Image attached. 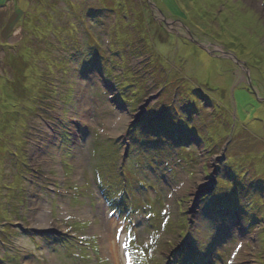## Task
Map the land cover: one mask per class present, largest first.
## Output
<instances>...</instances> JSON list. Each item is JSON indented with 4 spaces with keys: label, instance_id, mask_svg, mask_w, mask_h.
Listing matches in <instances>:
<instances>
[{
    "label": "rangeland",
    "instance_id": "obj_1",
    "mask_svg": "<svg viewBox=\"0 0 264 264\" xmlns=\"http://www.w3.org/2000/svg\"><path fill=\"white\" fill-rule=\"evenodd\" d=\"M13 7L0 264H264V0Z\"/></svg>",
    "mask_w": 264,
    "mask_h": 264
},
{
    "label": "bare ground",
    "instance_id": "obj_2",
    "mask_svg": "<svg viewBox=\"0 0 264 264\" xmlns=\"http://www.w3.org/2000/svg\"><path fill=\"white\" fill-rule=\"evenodd\" d=\"M160 50H164V47H159ZM205 52L209 54L206 47L202 48ZM125 244H126V236L124 232H120L118 235L116 243H113V248L110 250L112 254V259L116 264H133V260L129 259L125 255Z\"/></svg>",
    "mask_w": 264,
    "mask_h": 264
},
{
    "label": "crops",
    "instance_id": "obj_3",
    "mask_svg": "<svg viewBox=\"0 0 264 264\" xmlns=\"http://www.w3.org/2000/svg\"><path fill=\"white\" fill-rule=\"evenodd\" d=\"M10 2L14 4V7H13L14 10H18L21 16L23 15L24 18H27L30 15V14H27L29 13L30 9L34 8V9H37V11L39 12V10L44 8L43 2H45V0L44 1L43 0H6V2L0 7H2V9H7ZM30 3L32 4V6H30ZM8 28H9V24H8ZM20 29L22 31V34L25 33L23 31L24 28H20Z\"/></svg>",
    "mask_w": 264,
    "mask_h": 264
},
{
    "label": "trees",
    "instance_id": "obj_4",
    "mask_svg": "<svg viewBox=\"0 0 264 264\" xmlns=\"http://www.w3.org/2000/svg\"><path fill=\"white\" fill-rule=\"evenodd\" d=\"M32 16H30L29 15V18H31ZM28 23H26V24H28L27 26H25V28H29L30 27V29H32L33 30V33H36V30L38 29V28H41L42 26H41V24L40 25H38V21H35V20H31L30 19V22L29 21H27ZM39 30V29H38Z\"/></svg>",
    "mask_w": 264,
    "mask_h": 264
},
{
    "label": "water",
    "instance_id": "obj_5",
    "mask_svg": "<svg viewBox=\"0 0 264 264\" xmlns=\"http://www.w3.org/2000/svg\"><path fill=\"white\" fill-rule=\"evenodd\" d=\"M195 44H196L197 46L201 47L198 43L195 42ZM201 48H204V47H201Z\"/></svg>",
    "mask_w": 264,
    "mask_h": 264
}]
</instances>
